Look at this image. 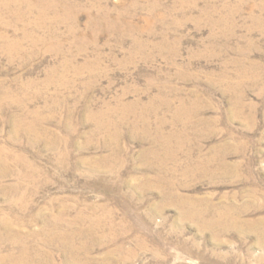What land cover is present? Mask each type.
<instances>
[{"label":"rangeland","instance_id":"rangeland-1","mask_svg":"<svg viewBox=\"0 0 264 264\" xmlns=\"http://www.w3.org/2000/svg\"><path fill=\"white\" fill-rule=\"evenodd\" d=\"M8 2L0 264H264V0Z\"/></svg>","mask_w":264,"mask_h":264},{"label":"bare ground","instance_id":"bare-ground-1","mask_svg":"<svg viewBox=\"0 0 264 264\" xmlns=\"http://www.w3.org/2000/svg\"><path fill=\"white\" fill-rule=\"evenodd\" d=\"M9 2H10V0H9ZM9 2H8V3H9ZM10 4H11V3H10ZM22 256H23V255H22ZM28 260H29V259H28Z\"/></svg>","mask_w":264,"mask_h":264}]
</instances>
